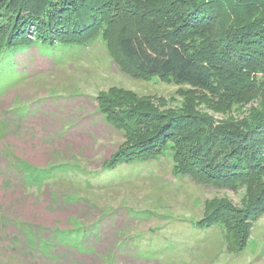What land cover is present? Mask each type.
Returning a JSON list of instances; mask_svg holds the SVG:
<instances>
[{"label":"rangeland","instance_id":"obj_1","mask_svg":"<svg viewBox=\"0 0 264 264\" xmlns=\"http://www.w3.org/2000/svg\"><path fill=\"white\" fill-rule=\"evenodd\" d=\"M14 53L0 51V264H264V215L236 254L221 225L196 227L212 200L240 205L244 189L173 174L167 156L101 170L123 137L98 113L95 96L128 89L159 110L191 104L228 123L247 120L258 100L215 109L199 90L181 94L186 84L133 78L101 40ZM19 159L63 165L36 171L48 176L38 185L23 180ZM78 223L86 236L82 227L67 230ZM82 242L90 251L77 248Z\"/></svg>","mask_w":264,"mask_h":264},{"label":"trees","instance_id":"obj_2","mask_svg":"<svg viewBox=\"0 0 264 264\" xmlns=\"http://www.w3.org/2000/svg\"><path fill=\"white\" fill-rule=\"evenodd\" d=\"M98 40L133 78L186 84L181 94L199 90L215 109L259 101L247 120L228 123L191 104L159 110L128 89L95 96L98 113L123 137L101 170L167 156L173 174L244 189L240 205L214 199L196 221L200 228L221 225L227 250L241 252L251 221L264 215V0H0L2 52ZM16 165L24 181L39 185L48 176L35 178L36 171L63 164L36 167L19 159ZM77 227L86 236L79 223L67 230Z\"/></svg>","mask_w":264,"mask_h":264}]
</instances>
